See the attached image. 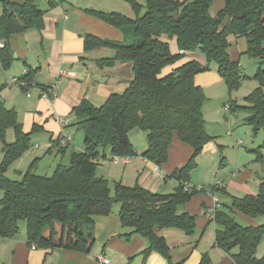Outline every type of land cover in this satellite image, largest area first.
<instances>
[{"label": "trees", "instance_id": "obj_1", "mask_svg": "<svg viewBox=\"0 0 264 264\" xmlns=\"http://www.w3.org/2000/svg\"><path fill=\"white\" fill-rule=\"evenodd\" d=\"M215 1L147 0L145 12L135 19L117 12L89 10L121 29L125 38L117 41L87 34L86 50L113 49L114 55L100 59V65L132 62L134 78L124 92L110 94L101 105L83 100L73 107V124L84 132V148L73 150L69 165L59 164L51 176L36 174L32 166L21 180L5 176L8 166L33 145L31 136L40 127L35 125L25 132L16 111L8 109L0 97L4 152L0 165V187L4 190L0 237L18 235L20 221L26 220L31 246L87 253L95 240V217L110 215L114 204L119 203L122 226L149 240L146 251L158 250L175 264L165 237L158 232L164 228L181 229L188 235L195 232L196 215L179 213L178 207L198 191L186 192L180 185L175 192L162 194L140 184L118 183L112 194L108 180L97 175V167L107 153L111 157L138 155L129 134L141 129L147 133V148L141 154L158 166L168 161L175 134L191 145L192 157L172 175L179 182L190 177L197 157L215 137L206 129L204 90L194 81L197 73L209 69V64L195 56L182 58L189 53L204 55L209 62L217 63L218 72L230 87H238L243 74L238 61L230 58L229 39L243 36L247 39L246 53L264 65V0H224V6L214 14ZM0 3L4 7L0 41H6L0 46V63L7 70L13 60L10 37L28 29H41L45 10L34 0ZM173 38L177 40L178 53L171 52L169 40ZM22 77L31 81L29 73ZM255 77L259 85L241 108L248 112L246 123L257 132L264 125V67H259ZM8 128L15 131L13 142L5 139ZM59 137L53 141L54 146H59ZM64 148L60 147V151ZM237 211L252 219L264 217V178L256 194L234 196L230 204L220 199L214 219L216 245L231 255L234 264H264V254H257L264 238L263 219L257 225H245L236 219Z\"/></svg>", "mask_w": 264, "mask_h": 264}, {"label": "crops", "instance_id": "obj_2", "mask_svg": "<svg viewBox=\"0 0 264 264\" xmlns=\"http://www.w3.org/2000/svg\"><path fill=\"white\" fill-rule=\"evenodd\" d=\"M12 1L22 2L23 0ZM34 1L40 6L36 0ZM44 1L47 6H40L45 10L44 26L41 29L32 28L14 33L10 37L13 60L10 67L4 70L5 81L13 77H22L24 71L27 70L32 82L30 93L27 94L21 86H9L8 82L4 84L0 81L2 83L0 97L8 109L16 111L25 132H30L35 125L40 127L39 131L31 136L34 147L44 144L48 149L51 148V151H60V146H54L53 141L60 136L62 131H68L71 124L75 122L71 114L73 107L83 100L101 105L110 94L124 92L134 78V72L132 62L118 61L113 65H100V59L114 55V50L111 48L102 47L90 50L85 48L87 34L117 41H123L125 38L121 29L89 11L90 9H105L104 7L94 8L91 2L93 0ZM216 1L213 9L217 4ZM218 4L214 9V14L224 6L225 1L218 0ZM3 11L4 7L0 9V16ZM241 37L235 39L245 43L243 49L246 51L247 39ZM5 42L4 39L0 41L3 45ZM169 42L171 48L179 49L175 38ZM1 66L0 63V70ZM61 70H66L68 75L59 79ZM0 76L3 77L1 73ZM52 87L56 95L51 100L43 98L42 91ZM228 108L231 109L232 106L228 105ZM226 110L222 108V125L231 127L233 121L241 115L228 114ZM206 113L204 114L205 120ZM241 114L246 122L247 110ZM58 116L67 117L68 125L63 126ZM211 123L206 120V129L215 138L211 145L197 157L196 169H199L201 162L205 160V152L217 154V147H220L222 148V175L219 173L220 176L216 181L221 180L224 184V188L220 190L221 197L219 196L221 203H223L224 196L230 197L232 201L234 196L256 194L264 178V125L257 132H254L252 128L253 135H251L249 146H246L247 149L245 151L243 149L234 150L235 159H230L227 151L230 149L229 141L232 138L229 135L233 132L228 134L226 128L222 131L224 133L222 143H217L215 135L218 132L214 129L210 130ZM238 126L242 128L240 127L242 124L239 123ZM75 127L77 128L76 125ZM131 132L129 136L132 142ZM248 132L246 129L247 134ZM145 140L146 143L143 146H137L132 142L138 155L129 157L128 162L112 161L114 166H123L121 171L116 169L115 173L113 166V169L102 174V177L108 180L109 185L113 180L127 186L140 184L150 191L162 194L175 192L181 182L172 175L177 168L182 167L192 157L193 147L182 142L175 134L169 148L168 161L159 166L160 172L158 173L155 170L157 165L141 154L147 148V133ZM236 142L242 145L244 140L237 139ZM74 144L73 138L69 146ZM81 144L84 148V141ZM68 147L60 152L65 155ZM75 149L78 150L74 146L73 150ZM105 159L107 158L102 160ZM186 181L192 184H202L197 183L193 171ZM212 203L213 199L210 195L198 192L178 207L179 213L188 212L196 215V230L192 235L177 228H164L158 232L160 236L165 237L169 245L173 263L234 264L231 255L216 245L215 221L209 220L205 214L207 207ZM119 211L120 205H116L110 215L95 217V225L92 229L95 240L87 253L63 247L54 249L33 247L28 243L27 232L24 230L14 237H0V264H101L97 259L98 255L109 258L110 264H171L169 258L160 251H146L149 240L139 233H131L132 228L122 226ZM237 213L245 225L260 223L259 219H252L240 211Z\"/></svg>", "mask_w": 264, "mask_h": 264}, {"label": "rangeland", "instance_id": "obj_3", "mask_svg": "<svg viewBox=\"0 0 264 264\" xmlns=\"http://www.w3.org/2000/svg\"><path fill=\"white\" fill-rule=\"evenodd\" d=\"M41 7L47 6L44 0H36ZM222 1V0H219ZM92 6L94 8H105L100 9L104 10L106 12H117L121 13L125 16H128L130 18H137L138 16L142 15L146 8V2L147 0H93ZM137 3V6L135 4ZM216 5L218 4V0L216 1ZM216 5L214 9H216ZM3 8V5L0 3V9ZM214 9L212 8V13H214ZM235 36H230V47H229V54L230 58L238 61L240 70L242 71V80L241 84L238 87H230L228 82L223 78V76L218 72V65L215 61L209 62L204 55L197 54L193 55V53H189L188 56H185L182 58V60H186L189 57H198V59L204 63L209 64V69L199 72L195 75L194 81L197 85H200L205 93L206 100L203 104V113H206V120L209 122H212L209 125L210 130L214 129L218 133H216V140L217 143H222V131H224L227 128L228 134L230 132L233 134H230L231 140L229 141L230 149L227 151L229 153L230 159H235V151L236 149H243L244 151L247 149L251 141V135H253L252 132V126L247 125L245 120L242 118L241 113H245V110L241 108L244 105L248 104L247 96L258 87L259 82L255 77L256 72L258 71L259 67L264 65H261L259 63V60L256 58H253L249 56L245 49H243V46H245V43L240 41H236ZM242 38V37H241ZM171 40V39H170ZM169 40V41H170ZM243 40V38H242ZM244 41V40H243ZM170 44V42H169ZM171 48V47H170ZM172 53H178L179 49H176L175 47L171 48ZM0 73L3 77L0 76V81L7 83L8 81H5V72L2 66H1ZM2 83H0L1 86ZM8 84V83H7ZM8 87V85H6ZM8 89V88H7ZM6 89V90H7ZM228 105H231L232 108H228ZM222 108H226L228 114L230 113H236L237 115H241L238 118H236L235 121H233V125L225 126L222 125ZM224 110V109H223ZM205 111V112H204ZM241 118V119H240ZM240 123L242 124V128L237 127V125ZM239 128V129H238ZM246 129H248V134L246 133ZM68 132L73 136L75 144L71 145L67 148L66 154L64 155L60 151H48V148L44 144H39L38 147H34L33 145L30 146L20 157H18L16 160H14L5 171V176L13 179V180H21L25 176L26 172L32 166L33 172L40 175H46L51 176L54 174L57 166L59 164H65L69 165L70 163V153L73 151V147L75 146L78 148V150H82V142L84 141V132L82 130H79L75 127V125L71 124V128H69ZM236 132V134L234 133ZM145 134L146 132L141 129H135L131 132V140L135 145L143 146L146 143L145 140ZM235 134V135H234ZM263 137V136H262ZM5 139L8 142H13L16 139V134L13 128H8L5 133ZM225 139V138H224ZM242 139L244 140V143L242 145H238L236 140ZM33 140V139H32ZM263 144V143H262ZM84 146V144H83ZM222 148L217 147V154L212 152H205L204 157L205 160L201 162V166L199 169L194 168L193 169V175L197 178V183H202L205 185H210L211 183H214L216 179L222 175ZM77 150V149H75ZM107 159L100 161V164L97 167V175L102 176V174H105L109 169H113V158L110 156L109 153H107ZM4 160V152H3V141L0 137V165L2 164ZM115 170L123 168L122 165H115ZM197 167V166H196ZM219 173H221L219 175ZM192 174V172H191ZM118 184V182H114L113 180L110 181V188L112 190V193H115V187ZM221 191L219 192V196L221 197ZM4 197V190L0 187V201ZM223 203L230 204L231 199L228 196H224ZM116 205H120L119 203L114 204L113 207H116ZM239 213H236L235 217L236 219L242 223L239 215ZM259 219H263L264 217H261ZM261 221L263 223L264 221ZM27 229V221L22 220L20 221V232H23ZM258 256H262L264 254V238L260 242L257 250Z\"/></svg>", "mask_w": 264, "mask_h": 264}, {"label": "built area", "instance_id": "obj_4", "mask_svg": "<svg viewBox=\"0 0 264 264\" xmlns=\"http://www.w3.org/2000/svg\"><path fill=\"white\" fill-rule=\"evenodd\" d=\"M0 46H3V44L0 43ZM181 52H183V51H181ZM26 74H27V70L24 71V75H26ZM67 75H68V73L66 70H61L59 73V79L64 77V76H67ZM8 85L9 86L10 85L21 86L22 88H24L26 90L27 94H29L32 82L29 81L28 79H25L24 77H13L8 81ZM54 87H55V85H54ZM54 87H52L53 89L51 88V89L43 90L42 91L43 98H45L47 100H51V98L56 95V93H54ZM58 119L63 126H67L69 123V119L67 117L58 116ZM72 142H73V136L68 131H62L60 134V137H59V146L60 147H67ZM112 158L116 162H119V161L128 162L129 161L128 156H112ZM155 170L159 173L160 167L157 165ZM181 186L184 189V191H186V192H195V191L205 192L206 194L211 196V198L213 199V203H212V205H209L207 207L205 214L209 220H214L215 215H216V211L220 207V198H219L218 193L220 190H222L224 188L223 182L221 180H217L212 185H204V184H192L189 181L185 180V181L181 182ZM33 247H35V246H33ZM97 259L101 264H110V259L105 257L104 255H98Z\"/></svg>", "mask_w": 264, "mask_h": 264}]
</instances>
